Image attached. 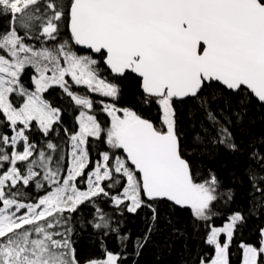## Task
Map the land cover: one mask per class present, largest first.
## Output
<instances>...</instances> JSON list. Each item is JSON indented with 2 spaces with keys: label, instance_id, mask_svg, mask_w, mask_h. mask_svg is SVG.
I'll return each mask as SVG.
<instances>
[{
  "label": "snow or ice",
  "instance_id": "snow-or-ice-1",
  "mask_svg": "<svg viewBox=\"0 0 264 264\" xmlns=\"http://www.w3.org/2000/svg\"><path fill=\"white\" fill-rule=\"evenodd\" d=\"M17 14L24 27L43 16L35 38L42 36L45 42L58 40L59 22L66 20L71 43L41 48L26 43L28 34L20 35L14 26ZM0 15L12 21L9 30L0 34L4 53L0 54V123L11 132L0 133V168L7 164L0 172V264H80L69 220L86 203L93 209L91 227L101 237L115 236L123 249L129 235L121 234L118 217L148 208L155 221L160 201L188 208L195 220L203 222L204 243L214 255L201 256L199 264H230L229 249L245 216L234 212L220 227L212 222L218 214L214 205L230 203L233 193L221 191L219 178L211 172L202 182L194 181L181 155L174 102L190 98L215 128L213 141L233 153L242 151L210 109L216 97L203 92L221 89L240 97L241 105L253 97L264 104V0H69L64 6L55 0H45L43 5L40 0H0ZM74 46L88 54H77ZM100 63L117 79L129 74L140 78L143 102L158 106L161 127L134 111L104 104L103 111L111 117L105 130L95 115L82 110L78 131L65 129L71 159L61 171L59 157L53 167L50 154L57 146L49 142L50 153L38 150L27 133L35 122L47 136L59 123L61 110L43 98L54 86L81 109L91 110L93 101L73 92V85L118 100L120 87L99 77L96 66ZM27 67L35 71L30 77L34 90L21 79ZM14 94L23 98L19 106ZM121 111L123 117L117 114ZM102 138L113 151L101 152V158L93 162L90 139ZM250 147L249 159L256 167H249L248 181L254 201L264 208V153L253 144ZM120 150L123 156L117 155ZM21 163L23 168L17 166ZM17 185H47L51 190L25 203L17 199L18 191H12ZM104 202L115 210L112 215L102 206ZM147 239L148 234L138 238L136 249L143 248ZM239 247L241 264H264V228L257 244L241 242ZM124 259L105 247L103 258L86 264H123Z\"/></svg>",
  "mask_w": 264,
  "mask_h": 264
},
{
  "label": "trees",
  "instance_id": "trees-1",
  "mask_svg": "<svg viewBox=\"0 0 264 264\" xmlns=\"http://www.w3.org/2000/svg\"><path fill=\"white\" fill-rule=\"evenodd\" d=\"M44 2L45 0H40L41 5ZM55 2L64 6L68 4L69 0H55ZM45 11V9H41V13ZM48 14L50 15V13ZM2 17L1 31L5 33L9 30L12 21L8 15ZM43 23L44 18L41 16L40 19H33L29 22L28 27H24L19 14H17L14 26L20 35L28 34L25 39L26 43L39 45L40 43L46 44L43 38H35L39 36ZM64 34L65 41L71 43L67 26ZM54 42L58 43L59 41ZM74 48L76 47L74 46ZM0 54H4L2 50H0ZM96 68L101 74L105 73V76L109 74L104 65L99 64ZM119 87L121 94L118 101L121 105L135 108L139 116L151 121L157 128L161 127V113L158 106L144 104V94L136 79L125 78ZM73 92L90 96L95 100L93 94L86 93L82 88L76 87ZM203 94L216 97V102L210 104V109L221 124H226L234 141L241 146L242 151L233 153L226 146L215 143L213 137L216 130L209 123L206 112L190 99L180 103L177 107L176 128L180 139L181 154L188 161L195 182H202L211 172L219 178L221 191L232 190L233 199L230 203L224 204L218 201L214 205L218 214L212 222L219 227L227 221L228 216L232 213L241 212L244 214L245 220L237 226L229 249L230 264H241L242 250L239 244L241 242L257 244L260 230L264 228V208L254 201L247 175L250 166L256 167L249 159V154L252 151L250 144L255 145L261 153H264V144L261 143L264 141V104L259 103L253 97L249 102L241 105L240 97L215 88L206 89ZM44 96L54 108L61 110L60 121L53 125L54 130L47 136L39 130L35 122H33L32 130L27 134L30 141L36 144L38 150L44 149L50 153V150L46 148L49 142L57 146V151L50 153L53 167H56L59 157V167L63 171L69 165L71 151L69 136L65 133V129L68 130V133L78 131L77 115L80 111L85 110L76 106L59 87L49 88ZM91 112L97 115L100 121L105 120L103 113L94 110ZM235 113H240V116L237 117ZM0 119H3L2 114H0ZM103 124L105 127H109V122H103ZM3 132L11 135L6 124L0 123V133ZM89 151L91 160L95 162L101 158V152L113 150L102 138L99 141L90 139ZM119 153H122L121 150L117 152V155ZM17 166L24 167L22 163ZM90 166L93 165L90 164ZM4 168H7V164L4 165ZM4 168H0V172H3ZM48 190L50 189L47 188V185L45 188H37L32 185L24 188L22 185H17L16 189L12 191L20 193L17 199L21 202L31 203ZM102 206L109 215L115 211L107 202H104ZM64 215L68 216L69 214L65 213ZM92 215L93 209L87 203L81 205L77 213L70 214L69 224L73 228L72 239L80 264H86L90 259L103 258L105 247L126 257L123 264H199L201 256L210 258L214 255L213 250L204 243L207 229L202 226L203 222L195 220L190 209L179 207L170 201H160L156 204L155 221H152V213L148 208H142L135 214L125 212L122 217H118L122 222L121 234L129 235V240L123 249L115 236L101 237L91 227L89 220L92 219ZM48 219L51 220L52 217ZM28 227L30 226H25V228ZM150 227L152 232L149 234ZM146 234H148L147 242L143 248L137 250L135 241L138 238H143Z\"/></svg>",
  "mask_w": 264,
  "mask_h": 264
},
{
  "label": "rangeland",
  "instance_id": "rangeland-1",
  "mask_svg": "<svg viewBox=\"0 0 264 264\" xmlns=\"http://www.w3.org/2000/svg\"><path fill=\"white\" fill-rule=\"evenodd\" d=\"M60 29L62 30V29H64L65 30V27H66V23H67V21L66 20H61L60 22ZM44 39V38H43ZM45 40V39H44ZM44 43H46V42H44ZM56 43L55 42H52V43H50L49 45H46V44H42V43H40L39 45H44V47H52V46H54ZM73 50L74 51H76L77 52V50H76V48H73ZM82 52H84V51H82ZM77 54H79L78 52H77ZM85 54H88L87 52L85 53ZM94 58H96V57H94ZM97 67V66H96ZM29 69L31 70V68L30 67H27L26 69H25V71H24V74H23V76L21 77V79H22V82L29 88V90H34V88H35V86H34V83H32L31 82V80H30V78H24L23 79V77H24V75H25V73H26V70H28V72H29ZM98 74H99V77L101 78V79H105L104 77H105V73L104 74H101V72H99L98 71ZM34 75H35V72H34ZM66 79H68L69 80V82L71 83V80H70V77H66ZM106 80V79H105ZM106 81H108L109 82V80H106ZM54 87H57V86H54ZM73 87H77V88H82L83 90H85V92L86 93H91V94H93V96L95 97V100L94 99H92V98H90V96H88V98H90L92 101H93V108L91 109V110H87V109H84L85 110V112H87V114H92V110H94V111H97L98 113H103V114H105L104 116H105V120H102V121H100V120H98L100 123H101V125H102V127H104L105 128V130H107V127H105V125L103 124V122H105V123H108L109 122V127H110V124H111V117H109L108 115H107V113L105 112V111H103V105L104 104H111V103H109L108 102V100H110V97H105V96H102V95H100L99 93H93V92H88V90L85 88V87H83V86H75V85H73ZM43 98L46 100V98L43 96ZM13 99H14V103L16 104V106H19L20 104H21V102H22V99L23 98H21V97H19V96H15V94H14V96H13ZM103 102V103H102ZM130 109V108H129ZM131 111H134V112H136L137 113V115H138V112L137 111H135V110H132V109H130ZM160 111V110H159ZM118 114L121 116V117H123V112L121 111V112H118ZM121 152H122V150H121ZM118 155H121V156H123L124 154H123V152L120 154H118ZM70 159H71V157H70ZM69 164H70V161H69ZM78 187H83V185H81V184H79L78 183ZM51 190V189H50ZM50 190H48V191H50ZM2 206V205H1ZM21 211H24V210H21ZM227 222V221H226ZM225 222V223H226ZM223 226V225H222ZM220 227V226H219ZM221 239L223 240L224 239V237H221Z\"/></svg>",
  "mask_w": 264,
  "mask_h": 264
},
{
  "label": "flooded vegetation",
  "instance_id": "flooded-vegetation-1",
  "mask_svg": "<svg viewBox=\"0 0 264 264\" xmlns=\"http://www.w3.org/2000/svg\"><path fill=\"white\" fill-rule=\"evenodd\" d=\"M3 15H0V23H1V20H2V17ZM67 31H68V23H67ZM1 25H0V34H3L4 33V31H1ZM64 32H65V30L64 29H59V37H58V41L59 42H61V41H65V34H64ZM62 33V34H61ZM70 35V34H69ZM71 36V35H70ZM40 39H42V38H44V37H42V36H40L39 37ZM45 42V41H44ZM52 42H54V41H47L46 42V44H50V43H52ZM58 42V43H59ZM57 44V43H56ZM76 47V50H77V52L79 53V54H85L86 52H82V50L81 49H79L77 46H75ZM102 66H103V63H100ZM99 65V64H98ZM105 67H106V65H104ZM31 68V67H30ZM106 69H107V71H108V73L109 74H107V76H105L104 78L106 79V80H109V82H112V83H117L118 85L121 83V81L122 80H124L125 78H119V79H117V78H115L111 73H110V70L106 67ZM34 69L33 68H31V70L29 69V72H28V70H26V73H25V75H26V77H25V75H24V77H23V79L24 78H30L32 75H34ZM108 77V78H107ZM127 78H131V79H136L138 82H139V84H140V88H141V91H142V93H143V90H142V87H141V80H140V78L138 77V76H136L135 74H129L128 76H127ZM76 87H72V91L75 89ZM49 90V89H48ZM47 92V91H46ZM45 92V93H46ZM45 93H43V96H44V94ZM144 94V93H143ZM45 97V96H44ZM255 99V98H254ZM188 100H190V98L189 99H187V100H185V101H188ZM185 101H179V100H177V101H175L174 102V108H175V110H176V115H177V107L179 106V104L180 103H182V102H185ZM108 102L109 103H111V104H114L115 106H116V108H118V109H128V110H130V109H132V110H135V108H133V107H128V106H123V105H121L120 103H119V101L118 100H113L112 98H110V100H108ZM260 103V102H259ZM53 107V106H52ZM130 108V109H129ZM136 111V110H135ZM160 112V111H159ZM161 113V112H160ZM118 114V113H117ZM105 115V114H104ZM119 115V114H118ZM96 116V118H97V115H95ZM106 116V115H105ZM97 120H99V118H97Z\"/></svg>",
  "mask_w": 264,
  "mask_h": 264
},
{
  "label": "bare ground",
  "instance_id": "bare-ground-1",
  "mask_svg": "<svg viewBox=\"0 0 264 264\" xmlns=\"http://www.w3.org/2000/svg\"><path fill=\"white\" fill-rule=\"evenodd\" d=\"M36 48H41V47H44V45H34ZM79 115V114H78ZM78 115H77V120H78ZM90 115H94L93 113L92 114H90ZM69 161H70V156H69ZM69 164V163H68ZM91 167H93V166H90L89 165V168H91ZM86 171H87V169H86ZM105 183H108L107 181L105 182ZM83 188V187H82Z\"/></svg>",
  "mask_w": 264,
  "mask_h": 264
},
{
  "label": "water",
  "instance_id": "water-1",
  "mask_svg": "<svg viewBox=\"0 0 264 264\" xmlns=\"http://www.w3.org/2000/svg\"><path fill=\"white\" fill-rule=\"evenodd\" d=\"M68 33L71 35V33H70V27H69V25H68ZM79 49H81L82 51H84V52H87L88 53V50H86V49H82L80 46H77ZM182 155V154H181ZM183 157V156H182ZM184 158V157H183ZM185 159V158H184ZM186 160V159H185ZM187 161V160H186ZM188 162V161H187ZM190 166V165H189ZM180 207V206H179ZM186 209H188V208H186Z\"/></svg>",
  "mask_w": 264,
  "mask_h": 264
}]
</instances>
